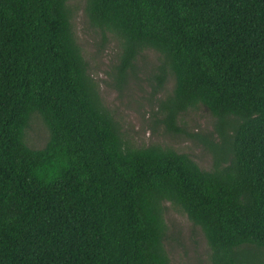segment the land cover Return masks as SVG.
Masks as SVG:
<instances>
[{"label":"trees","instance_id":"1","mask_svg":"<svg viewBox=\"0 0 264 264\" xmlns=\"http://www.w3.org/2000/svg\"><path fill=\"white\" fill-rule=\"evenodd\" d=\"M119 42L117 87L147 49L155 123L205 105L212 154L129 145L75 39L68 0H0V264H173L166 204L201 228L211 264H264V0H87ZM36 112L40 148L23 139ZM214 134V139L211 138Z\"/></svg>","mask_w":264,"mask_h":264},{"label":"rangeland","instance_id":"2","mask_svg":"<svg viewBox=\"0 0 264 264\" xmlns=\"http://www.w3.org/2000/svg\"><path fill=\"white\" fill-rule=\"evenodd\" d=\"M87 0H68L72 30L89 63V73L96 81L103 103L119 121L123 137L129 145L144 146L157 143L190 155L201 167L211 166L212 154L200 137L210 136L214 116L203 104L186 110L177 120L179 132H168L161 117L159 99L172 93L174 77L169 75L163 87L154 92L152 71L159 54L147 49L138 56L136 69L121 87L112 83L110 71L116 61L118 39L92 26L85 13ZM48 131L40 116L33 112L24 130V142L31 148H40ZM214 139V134H211ZM164 219L166 233L164 248L173 264H211V250L201 228L194 225L176 205L166 204Z\"/></svg>","mask_w":264,"mask_h":264}]
</instances>
